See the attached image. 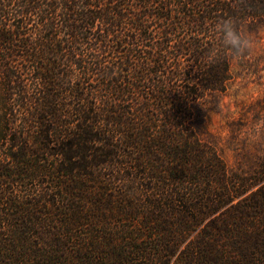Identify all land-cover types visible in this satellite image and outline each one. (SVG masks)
Segmentation results:
<instances>
[{
    "label": "trees",
    "instance_id": "obj_1",
    "mask_svg": "<svg viewBox=\"0 0 264 264\" xmlns=\"http://www.w3.org/2000/svg\"><path fill=\"white\" fill-rule=\"evenodd\" d=\"M225 19L264 0H0V264H264V152L212 127Z\"/></svg>",
    "mask_w": 264,
    "mask_h": 264
},
{
    "label": "rangeland",
    "instance_id": "obj_2",
    "mask_svg": "<svg viewBox=\"0 0 264 264\" xmlns=\"http://www.w3.org/2000/svg\"><path fill=\"white\" fill-rule=\"evenodd\" d=\"M248 36L256 46L250 54L235 60L223 111L213 117L215 131L226 139L233 132L238 136L235 141H226V157L233 165L240 160L239 151L245 145L254 158L264 152V24Z\"/></svg>",
    "mask_w": 264,
    "mask_h": 264
},
{
    "label": "clouds",
    "instance_id": "obj_3",
    "mask_svg": "<svg viewBox=\"0 0 264 264\" xmlns=\"http://www.w3.org/2000/svg\"><path fill=\"white\" fill-rule=\"evenodd\" d=\"M216 31L219 33L224 49L235 58L250 54L256 46L255 40L244 35L231 19L219 22L216 25Z\"/></svg>",
    "mask_w": 264,
    "mask_h": 264
}]
</instances>
